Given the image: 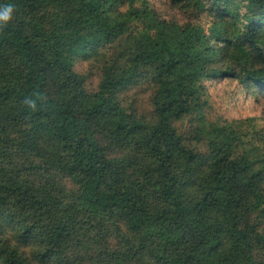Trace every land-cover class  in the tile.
Wrapping results in <instances>:
<instances>
[{"label":"trees","instance_id":"obj_1","mask_svg":"<svg viewBox=\"0 0 264 264\" xmlns=\"http://www.w3.org/2000/svg\"><path fill=\"white\" fill-rule=\"evenodd\" d=\"M162 2L0 0V264H264V0Z\"/></svg>","mask_w":264,"mask_h":264},{"label":"rangeland","instance_id":"obj_2","mask_svg":"<svg viewBox=\"0 0 264 264\" xmlns=\"http://www.w3.org/2000/svg\"><path fill=\"white\" fill-rule=\"evenodd\" d=\"M158 8L161 9L163 13H165L168 17L171 15V12L167 10V7L164 6V3H160V0H152ZM228 87L225 83L222 85H218L214 90H211L212 96L214 100L217 102V106H223L221 102L225 98V94H228ZM225 93V94H224ZM215 105V106H216ZM227 117H234V118H250V117H264V107L260 104H257L252 99H242L238 101H232L231 103L227 104Z\"/></svg>","mask_w":264,"mask_h":264},{"label":"clouds","instance_id":"obj_3","mask_svg":"<svg viewBox=\"0 0 264 264\" xmlns=\"http://www.w3.org/2000/svg\"><path fill=\"white\" fill-rule=\"evenodd\" d=\"M13 6L11 4L0 6V26L8 24L13 18Z\"/></svg>","mask_w":264,"mask_h":264}]
</instances>
